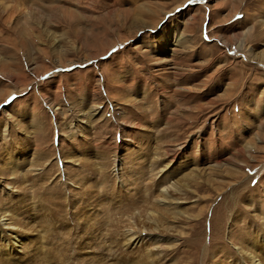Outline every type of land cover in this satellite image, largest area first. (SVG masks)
<instances>
[{
    "label": "rangeland",
    "instance_id": "rangeland-1",
    "mask_svg": "<svg viewBox=\"0 0 264 264\" xmlns=\"http://www.w3.org/2000/svg\"><path fill=\"white\" fill-rule=\"evenodd\" d=\"M0 264H264V0H0Z\"/></svg>",
    "mask_w": 264,
    "mask_h": 264
},
{
    "label": "bare ground",
    "instance_id": "bare-ground-1",
    "mask_svg": "<svg viewBox=\"0 0 264 264\" xmlns=\"http://www.w3.org/2000/svg\"><path fill=\"white\" fill-rule=\"evenodd\" d=\"M234 18V17H233ZM95 115H96V113H95Z\"/></svg>",
    "mask_w": 264,
    "mask_h": 264
}]
</instances>
